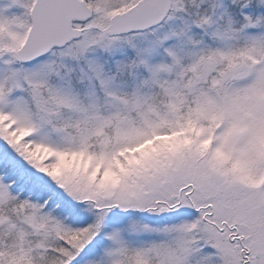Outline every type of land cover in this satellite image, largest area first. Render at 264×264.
I'll list each match as a JSON object with an SVG mask.
<instances>
[{
	"label": "snow or ice",
	"instance_id": "snow-or-ice-1",
	"mask_svg": "<svg viewBox=\"0 0 264 264\" xmlns=\"http://www.w3.org/2000/svg\"><path fill=\"white\" fill-rule=\"evenodd\" d=\"M0 264H264V0H0Z\"/></svg>",
	"mask_w": 264,
	"mask_h": 264
}]
</instances>
